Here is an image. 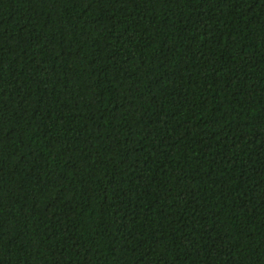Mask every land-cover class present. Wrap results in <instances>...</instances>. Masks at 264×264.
Segmentation results:
<instances>
[{
	"label": "trees",
	"instance_id": "obj_1",
	"mask_svg": "<svg viewBox=\"0 0 264 264\" xmlns=\"http://www.w3.org/2000/svg\"><path fill=\"white\" fill-rule=\"evenodd\" d=\"M0 264H264V0H0Z\"/></svg>",
	"mask_w": 264,
	"mask_h": 264
}]
</instances>
